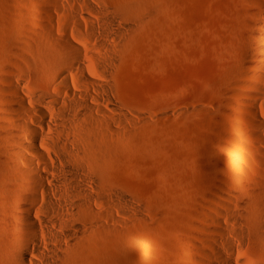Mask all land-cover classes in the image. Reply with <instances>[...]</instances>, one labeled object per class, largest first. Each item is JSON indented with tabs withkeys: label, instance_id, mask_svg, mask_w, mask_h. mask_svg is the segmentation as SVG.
Returning a JSON list of instances; mask_svg holds the SVG:
<instances>
[{
	"label": "rangeland",
	"instance_id": "374dc122",
	"mask_svg": "<svg viewBox=\"0 0 264 264\" xmlns=\"http://www.w3.org/2000/svg\"><path fill=\"white\" fill-rule=\"evenodd\" d=\"M86 1L0 0V264H14L6 229L17 205L1 141L15 123L7 80L44 90L45 75L57 74L46 31L112 43L86 26L102 29L99 13L116 12L129 24L109 68L121 135L101 141L97 202L113 220L84 213L87 233L69 264H222L226 243L236 264H263L254 217L264 207L252 200L264 201V124L250 108L264 121V0ZM113 189L124 197L118 207L107 198Z\"/></svg>",
	"mask_w": 264,
	"mask_h": 264
},
{
	"label": "bare ground",
	"instance_id": "6f19581e",
	"mask_svg": "<svg viewBox=\"0 0 264 264\" xmlns=\"http://www.w3.org/2000/svg\"><path fill=\"white\" fill-rule=\"evenodd\" d=\"M81 1L85 8L90 6L86 0ZM99 14L103 17L102 29L89 22V26H84L91 34L101 36L104 31L112 43L100 41L89 47L92 44L71 39L66 33L58 37L48 29L47 36L56 52L57 74L45 75L46 88L26 91L12 79L7 80L15 123L7 127L8 137L1 141L8 138L4 143L8 145L6 154L17 194V205L10 213L6 229L11 236L8 237L14 264H69L81 248L79 238L87 233L84 213L113 220L109 210L98 209L101 198L98 167L105 156L101 141L121 135V114L110 97L109 68L117 61L112 47L120 44L118 38L126 34L129 24L117 12L113 18ZM261 17L256 36L263 41L258 51L262 55L259 80L264 82V9ZM87 48L99 52L93 55L86 52ZM94 59L106 67L97 69ZM250 110L263 125L255 106ZM107 198L116 207L124 201L115 189L108 190ZM252 202L264 207V201L253 199ZM237 203L242 206L245 200L238 199ZM40 215L45 218L41 219ZM51 217L55 219L48 220ZM86 221L94 223L90 219ZM254 224V237L264 246V212L254 217ZM226 248L228 255L218 252L222 264H236L231 258L233 246L226 243Z\"/></svg>",
	"mask_w": 264,
	"mask_h": 264
}]
</instances>
